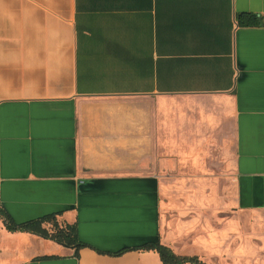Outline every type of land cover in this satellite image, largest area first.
I'll return each mask as SVG.
<instances>
[{
  "label": "crops",
  "instance_id": "1",
  "mask_svg": "<svg viewBox=\"0 0 264 264\" xmlns=\"http://www.w3.org/2000/svg\"><path fill=\"white\" fill-rule=\"evenodd\" d=\"M204 146L264 237V0H0V264H163L110 255L156 242L219 264L220 231L164 197ZM56 214L86 247L6 226Z\"/></svg>",
  "mask_w": 264,
  "mask_h": 264
},
{
  "label": "rangeland",
  "instance_id": "2",
  "mask_svg": "<svg viewBox=\"0 0 264 264\" xmlns=\"http://www.w3.org/2000/svg\"><path fill=\"white\" fill-rule=\"evenodd\" d=\"M203 148V152L197 153L202 154L198 160L193 153L182 158L173 156L177 161L162 179L167 193L163 196L172 203V212H178L177 217L196 218L203 224L204 233L220 231L219 250L226 253L219 264H264V237L258 229H246L239 218L233 221L228 212L235 191L231 161H227V154ZM229 220L230 225L235 222L230 228Z\"/></svg>",
  "mask_w": 264,
  "mask_h": 264
},
{
  "label": "trees",
  "instance_id": "3",
  "mask_svg": "<svg viewBox=\"0 0 264 264\" xmlns=\"http://www.w3.org/2000/svg\"><path fill=\"white\" fill-rule=\"evenodd\" d=\"M238 23L242 27L260 26V19L250 14H240ZM10 220V219H9ZM7 219L6 226L11 232H26L37 235L47 240L54 241L62 246L74 248L78 251L80 248L86 247L85 244L79 242L76 225H60L57 222V214L50 215L37 221L29 222L23 225H15ZM44 225H50V229H46ZM131 250L155 251L159 254L163 264H208L198 256H181L173 252V250L160 242L147 244L141 248L124 249L118 253L110 254L115 257L122 256ZM99 253H101L99 251Z\"/></svg>",
  "mask_w": 264,
  "mask_h": 264
}]
</instances>
